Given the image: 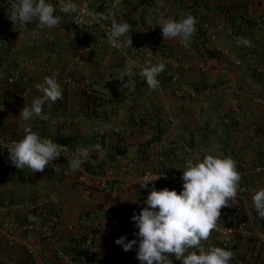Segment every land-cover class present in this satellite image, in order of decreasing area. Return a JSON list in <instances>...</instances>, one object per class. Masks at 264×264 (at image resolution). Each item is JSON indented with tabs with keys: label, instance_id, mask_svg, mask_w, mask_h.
<instances>
[{
	"label": "crops",
	"instance_id": "crops-1",
	"mask_svg": "<svg viewBox=\"0 0 264 264\" xmlns=\"http://www.w3.org/2000/svg\"><path fill=\"white\" fill-rule=\"evenodd\" d=\"M96 1L105 0H73L78 6L89 8ZM133 1L134 17L143 12L147 28L151 24L158 27L153 41L166 42L171 49L169 56L151 52L152 64L158 61L165 64L164 71L157 77L160 84L156 90L149 88L139 75L142 67L148 66L149 52L138 54L129 48L111 47L108 36L100 35L104 33L101 23L89 27L97 32L84 41L72 26V13L59 11V0H47L61 17L57 29L42 30L36 22L14 24L8 18L6 39L0 44V110L5 112L0 114V141H3L0 205L8 206L9 210L5 207L0 211V264H80L72 261L64 250L86 233L93 234L94 251L91 259L83 258L82 264H135L115 241L121 236L138 241L134 235L138 228L131 218L147 206L149 192L153 187L182 191V185L175 186L172 179L182 177L184 160L195 161L198 156L202 159L206 153L232 157L241 174L239 184L247 190L238 193L236 200L230 202L232 206L222 209L219 230L204 244L220 247L225 226L233 225L229 244H235L236 248L254 244L255 254L249 259L250 264H264V239L260 236L264 231V218L255 214L246 221L248 215L254 214L252 195L264 188V0H248L245 8L238 4L239 0ZM0 3L5 2L0 0ZM106 6L116 11L129 8L122 0H111ZM190 13L202 18L200 22L207 34L216 36L207 48L195 47L193 37L188 47L178 40H163L158 24L174 17L179 20ZM228 16L236 17L235 25H239L241 37L249 39L252 47L238 45L227 33L226 28L232 27ZM245 18L254 23L247 24ZM216 46L225 49L224 56L230 64L209 60L210 66L205 68L210 58L208 50L213 51ZM246 49L250 50V57L244 58L241 65L234 64ZM132 61L141 66L133 68L139 82L131 80L130 85L123 86V82L115 78ZM16 69L20 73L14 81L22 78L28 86L22 96L7 81ZM53 74H57L58 79L68 77L73 81L67 85L66 114L54 116L57 123L52 124L49 109L56 104L46 103L43 109L49 119L34 117L30 122L32 130L39 135L44 132L77 135L89 141L88 147L100 144L102 151H93L87 163L94 167L104 163V169L95 175L83 165L72 171L65 157L58 161L66 170L61 176L49 175L46 171L31 173L24 168V181L3 180L8 172L7 148L14 140L9 137L15 132H24L28 123L19 114L33 98L42 95L35 84ZM173 74L179 75L182 96L173 95L166 85L169 79L166 81L165 77ZM127 79L125 76L124 82ZM201 82L221 84L196 91L195 85L199 87ZM88 104L98 113L97 117L88 111ZM236 107L240 110L237 125L223 123L224 117L235 115ZM79 110L83 114H76ZM99 135L102 141L97 139ZM115 146L126 148V152L110 162L108 155ZM82 147L78 144L77 148ZM77 148L73 149L75 154ZM259 167L261 169H257ZM157 176L160 178L147 188L141 187ZM98 180H107L109 189H102ZM52 195L59 201L56 205L59 224L51 233L32 236L17 224L16 216H24L27 209L42 214L51 206L52 203L45 200ZM228 208H234L233 212ZM35 218V223H40L38 213ZM242 221H245L244 226L238 228ZM132 250L137 256L138 243ZM169 258L173 264H182L174 257ZM236 264H242L241 260Z\"/></svg>",
	"mask_w": 264,
	"mask_h": 264
},
{
	"label": "clouds",
	"instance_id": "clouds-1",
	"mask_svg": "<svg viewBox=\"0 0 264 264\" xmlns=\"http://www.w3.org/2000/svg\"><path fill=\"white\" fill-rule=\"evenodd\" d=\"M11 8L9 18L14 24L19 22L22 25H27L29 22H36L42 30H54L61 25V17L55 14L57 8L47 0H15ZM59 11L65 14H75L79 12V7L73 0H59ZM104 18L107 19V17ZM74 21L80 26L79 20ZM196 24V18L188 15L179 20L169 18L158 25L162 29L164 41L178 40L182 46L188 47L196 32ZM130 31H132L131 25L128 22H117L116 19H112L108 34L110 46L118 50L131 48L132 36L128 35ZM49 39L52 37L50 36ZM236 42L238 45L252 47L251 41L245 37L237 35ZM151 57L152 53L149 52L146 60L148 66L142 67L139 75L144 77L149 88L156 90L160 84L157 77L164 71L165 64L159 61L152 64ZM139 67L141 66L137 62H129L126 70L115 79L122 81L123 86H128L131 84L130 77L133 75V68ZM56 75L45 76L43 83L36 85L42 95L33 98L31 104H26L19 114L23 121L28 122L24 127L25 135L19 141H13L7 148L9 159L17 169L28 168L31 173L43 172L65 151L61 144L53 142L52 139L41 138L38 133L32 130L30 123L34 117L48 120L49 116L44 114L43 106L46 103L54 104L63 98V90ZM125 76L128 77L126 82H124ZM177 85L179 87V80ZM169 89L171 90L170 87ZM52 122L55 123V121ZM105 127H110V125H105ZM2 145L3 141H0V146ZM93 151H102V146L97 143L94 146L77 148L75 156H67L69 168L72 171L79 170ZM182 169V191L178 192L167 187L157 190L153 187L147 196V206L132 216L131 219L138 228V232L134 233L138 237V241L137 239L128 240L126 236H121L115 243L122 245L126 252L132 250L138 243L136 258L141 264H173V260L169 257L182 261V264H229L234 258L232 251L219 246L206 248L204 242L210 239L214 231L219 230L218 221L222 209L232 206L233 204L230 202H234L237 198L241 174L237 170L236 161L230 156L206 153L202 159L199 156L195 161L189 159ZM159 178L160 176H157L151 181H145L141 187L147 188L151 182ZM100 181L102 180H98V185ZM252 201L259 216L264 218V188L254 192ZM0 206L3 209L6 207ZM53 207L51 204L49 208ZM55 211L58 212L57 207ZM42 213V216H38L40 223L33 222L36 226L47 222V217L44 219L46 216L44 213L46 214L47 211ZM29 219L36 218L30 216ZM27 224L29 223L20 226L25 230L24 226ZM28 232L32 236L42 235L36 231ZM91 243L93 246V241ZM93 251L88 252L92 253Z\"/></svg>",
	"mask_w": 264,
	"mask_h": 264
},
{
	"label": "trees",
	"instance_id": "trees-1",
	"mask_svg": "<svg viewBox=\"0 0 264 264\" xmlns=\"http://www.w3.org/2000/svg\"><path fill=\"white\" fill-rule=\"evenodd\" d=\"M15 1V0H14ZM111 0H105V1H96L95 4H91L90 9L93 11H99L102 13H107L108 12V8L106 6V2H110ZM125 4L129 5V8H127L126 10L120 11L121 17L122 19L119 20L118 22L121 21H126L131 25V30L129 32V36H134L133 39H136L135 41H137L138 43L143 44L145 47H150L155 53H158L162 56H169L171 53V49L168 43L160 41V40H156L153 41L152 36L149 35L148 33V28H147V21L146 18L143 15V12H140L138 17H134V1L133 0H122ZM198 0H196L197 2ZM149 3V0H142V3ZM238 4L245 8L248 5V0H239ZM237 4V5H238ZM11 11L10 8L7 6V4L4 3H0V29L5 31V26L9 21V15H10ZM190 15L194 16L197 20V24H196V32L193 35V45H195V47H202V43H206L208 42L207 38H202V35L204 34V28L202 26V22H200V20H202V18H200L199 16L190 13ZM229 20V25L230 26H234V34L238 35V37H241V33H240V28L239 25H235L236 22V17L235 16H228L227 17ZM227 20V21H228ZM245 21L247 24H251L254 23L251 20H248V18H245ZM236 26V27H235ZM93 29H76V35L79 37H82V39L84 41H88L90 37L94 36V34H96L97 31H92ZM97 30V29H96ZM6 32V31H5ZM100 35L105 36V33H100ZM79 37V38H80ZM6 39V37H5ZM204 40V42H203ZM210 52V53H209ZM213 52V53H211ZM250 52V50L246 49L244 53L239 55V58L244 61L243 59L247 57V54ZM208 61L205 62L206 67L210 66L209 60L215 61V62H219L221 60L222 65L224 63H226L227 65L230 64V61L228 60V57L224 56V54H222L221 52L213 49V51L208 50ZM170 76H166V81L169 79ZM22 79V78H21ZM20 78H18L16 81H14V83H9V85L13 88L14 85V90L15 88L18 90L17 92L22 96V93L27 89L28 86H25V82L22 81ZM130 80H134L136 83L139 82L138 77H136L135 75H132L130 77ZM141 81V80H140ZM213 84H205L202 82L200 83L199 87L195 85L194 89L196 91H200L202 89H204L205 87L209 86V85H213V86H218L221 84V82H217L215 84V82H212ZM169 84L168 82L166 83V85ZM215 84V85H214ZM62 90H63V98L61 99V101L59 102H55L56 105L50 107V114L52 116H65L66 114V107L64 105L65 101L67 100V84H61ZM61 107V108H60ZM88 107V111L91 112L92 115L94 116H98L96 112H94V108L91 105H87ZM91 108V110L89 109ZM43 112H45V109H43ZM83 114L82 110H79L78 112H76V114ZM0 114H5V112H3L2 110H0ZM226 125H231L232 127H234V125L236 124V121L232 120V122L230 124H226ZM25 135L24 132L21 133H13L11 134V136L9 137L10 139H14V140H20L23 138V136ZM41 138H50L53 140V142L56 143H63V144H67L71 149H76L78 147V144H80L81 146L84 147H88L89 141L85 140V138H80V136L77 135H64V134H60L58 132L55 133H47L44 132V135H40ZM103 138L101 135H99V137L97 139L99 140H103L101 139ZM151 140H149L148 142H150ZM147 142V143H148ZM191 143V142H190ZM126 152V148L121 147V146H115L111 149L109 156V161L113 162L114 158L116 155H122L125 154ZM104 163H100L97 164L96 167L89 165L87 163V161L83 164L84 169L87 170L89 173H93V174H99L102 172V170L104 169L103 167ZM8 172L5 173L3 175V180L6 181H13L14 179L17 180L18 182L24 181L25 180V170H20L17 169L15 166H8L7 167ZM46 172H48V174H55V175H63V173L60 172H54V171H47L44 170ZM8 205V204H6ZM6 209L9 210V207L6 206ZM228 210L230 212H233L234 208H228ZM41 212V211H40ZM54 208H48L47 209V213L46 216L44 217V219L46 217H48L50 215V213H53ZM254 212V216L255 214H258L257 211L255 209H253ZM38 213V216H42L41 213L39 214V212H37L36 210H28L27 212H25L24 216L20 217V215L16 216V222L19 223L20 225H23L25 223H33L35 221V219L30 220L29 217H36ZM87 234H83L79 237V239H76L73 241V244H71L70 246H68L64 252L66 255L69 256V258L72 261H76L80 264L84 263L83 258H88L91 259L90 256V252L87 251V249L85 248L86 245V241L88 240ZM35 236H38V234H35ZM87 239V240H86ZM93 240H91L92 242ZM220 247H223L227 250H230L234 253V258L230 261L232 264H236V262L238 260H241L242 264H250L249 259L255 254L254 251V244H249L247 243L245 246L243 247H237L235 246V244H227V245H222ZM244 248V249H243ZM127 255L129 257L130 262L135 263V264H139V260L136 258L137 256L135 254H133V250L127 251ZM247 256H249V258H247ZM132 258H134L132 260Z\"/></svg>",
	"mask_w": 264,
	"mask_h": 264
},
{
	"label": "built area",
	"instance_id": "built-area-1",
	"mask_svg": "<svg viewBox=\"0 0 264 264\" xmlns=\"http://www.w3.org/2000/svg\"><path fill=\"white\" fill-rule=\"evenodd\" d=\"M4 2H5L4 4H7V6L12 11L11 5L15 1L14 0H4ZM78 7H79V12L75 13V14L72 13V17H71V23H72V26L75 29H86V28H89L91 26H94L97 23H101L103 32L105 33L106 36H108L109 30L111 28L112 19H116L117 22L122 19L120 11L119 10L116 11V9H114V10L108 9L107 13H102V12H99V11H93L89 7L84 6V5H80ZM104 17H107V19H105ZM74 20H79L80 21V26L77 25ZM30 23L31 22H29L28 24H30ZM218 26H220V25H218ZM205 27H206V25H205ZM157 31H158V27L156 25H154V24L153 25L151 24V26L148 27V33L152 37L156 35ZM226 31L232 38H235V39L237 38V35L234 34L233 28H231V27L230 28H226ZM203 33L204 34L202 35V38H207L208 42H206L205 44L202 43L203 44L202 48H207L209 46V41H214L216 39V36L213 35V34H207L208 32L206 30H204ZM5 37H6V32L4 30L0 29V44H2L3 40H5ZM203 42H204V40H203ZM129 49L131 51L137 52L138 54H142V53H145V52H153V53H155L150 47H145L143 44L136 43L135 41L134 42L132 41L131 48H129ZM214 49L219 51V52H221L222 54L226 53L225 49H223L220 46H216V48H214ZM247 57H250V55L248 54ZM241 63H242V61L240 59L234 60V64H236V65H241ZM204 67L206 68V65H204ZM19 73H20L19 69H16L15 71L13 70L11 76L7 79V81L9 83L13 82L19 76ZM56 79L58 80L60 85L61 84H67L68 85V84L73 82L71 80V78H68V77L60 78V79H58L56 77ZM43 80L41 82H39V83H43ZM178 80H179V76L177 74L170 75V80H169V85L170 86L169 87L171 88L172 93L174 95L182 96L183 92L181 91V89L177 85ZM39 83L35 84V88H36V85L39 84ZM74 84H75V81H74ZM236 92L238 93L239 90H237ZM236 108H235L236 113H235V115L233 117H225L223 119L225 124H230L232 122V120H234V121L237 120V118L239 116V113H240V110L238 109V107H236ZM52 121H55V123H57V119L54 116L51 117V123L55 124ZM13 141H18V140H13ZM59 144H61L64 147L65 151L62 152V155L60 157H58L55 161L51 162L45 168V170H47V171H55V172H60V173L65 174L66 170L64 169L63 166L60 165V163L58 161L61 158H65L67 156L73 157L76 154L67 144H63V143H59ZM187 161L188 160H184L185 163ZM6 165H8V166H12L13 165L11 163L10 159L6 162ZM258 169H260V168H258ZM172 181H173V184L175 186L182 185V187H183V181H182L181 177L175 176L172 179ZM99 185L103 189L108 188V183L105 180L100 181ZM246 190H247L246 186H244V185L240 186L238 193L239 194H243ZM45 201L52 203L53 206H54L53 207L54 211H55V208H56L55 205L58 204V198L56 196H50V197H47ZM1 210H3V207L0 206V211ZM44 215H46V214L44 213ZM253 216H254V214L248 215L246 221L248 219H251V217L253 219ZM59 221H60V215H59V213L57 211H55L53 213H50V215L47 217V222H45L43 225L36 226L33 223H29V224L24 226V229L28 230V231H36V232L41 233V234H48V233H51L57 227V225L59 224ZM218 224H219V221H218ZM244 224H245V221L239 222L237 227L240 228V227L244 226ZM234 228L235 227L233 225H226L225 226L224 236L222 238V244L223 245H227L230 242V234L232 233ZM260 236L264 239V231H261ZM87 237H88V240L86 239L87 240L86 241V248L88 249V251H93V246H92V243H91V240L93 239V234H88ZM205 247H206V245H205Z\"/></svg>",
	"mask_w": 264,
	"mask_h": 264
}]
</instances>
